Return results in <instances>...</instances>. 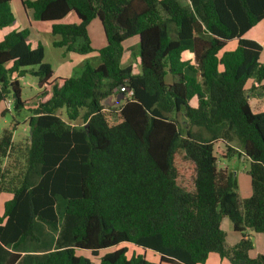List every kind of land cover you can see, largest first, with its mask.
<instances>
[{"label": "trees", "instance_id": "obj_1", "mask_svg": "<svg viewBox=\"0 0 264 264\" xmlns=\"http://www.w3.org/2000/svg\"><path fill=\"white\" fill-rule=\"evenodd\" d=\"M24 3L36 20L52 22L55 46L93 50L88 25L97 18L106 45L98 66L53 84L44 46L32 44L28 28L0 40V103L12 97L15 110L25 106L19 78L27 73L47 96L30 109L17 183L3 167L16 148L13 131L0 135V191L13 193L0 214V264H93L90 256L98 264H204L211 253L264 264L246 234H264V112L253 111L246 89L249 79H264L263 46L243 37L264 19V0ZM71 12L79 21L61 22ZM14 22L11 0H0V29ZM132 36H139L140 72L122 64ZM232 40L236 47L224 50ZM117 90L124 102L104 104ZM220 140H237L250 160L252 194L242 206L235 172L219 165ZM178 157L194 166V191L177 182ZM224 218L242 234L235 244L227 242ZM37 221L57 233L55 246L22 254L24 242L39 240Z\"/></svg>", "mask_w": 264, "mask_h": 264}, {"label": "crops", "instance_id": "obj_2", "mask_svg": "<svg viewBox=\"0 0 264 264\" xmlns=\"http://www.w3.org/2000/svg\"><path fill=\"white\" fill-rule=\"evenodd\" d=\"M24 1L26 0H11V7L15 15V22L12 25L4 29H0V40H2L4 35H6L8 32H11L13 30H20V29L28 28L29 33H30L29 34L30 40L32 44L36 46L38 43H42V40L46 37L43 34H48V32L51 31L52 22H43V21L36 20L34 18L33 10L29 8L28 6H26ZM180 1L183 3L189 2V0H180ZM70 15H72L77 22V19H78L77 15L74 13H70ZM72 16H70L69 18L72 19L73 18ZM173 34H174V30H173ZM243 37L247 39L255 40L261 43V45L263 46V50L260 54V62L264 64V19L259 21L252 28H250L243 35ZM129 39L131 41H134L136 40V37L129 38ZM105 40H106V36L102 42L104 46L106 45ZM236 45H237V41L232 40L225 46L224 50H233L236 47ZM65 52L63 53V55L70 56V61H68L67 63L63 65L62 67L63 72L59 76H57L56 78L52 77L51 83L53 84L54 82L61 84V82H58L59 79L70 77V74H66V73H70V69H71L70 63H75L76 61H79L81 58L85 56L83 54H79L73 51H68L66 53ZM126 52H127V48L123 55V60L125 56L127 55ZM128 56H130V53L128 54ZM123 60H122V64H124ZM133 66H134L135 72H140L139 66H137L136 64H133ZM246 89L249 93V101H250L253 111L264 112V79L261 82H257L252 78L249 79L246 83ZM47 90L51 91L49 86L47 87ZM123 102H124V98L122 99V97L121 98L118 97V94L115 96H110L105 100V103L108 106H116ZM7 104H8L7 101H3L2 106H0V120L3 117L4 121L6 122H7V119L5 118V111H3V109L7 107ZM29 116L27 117V120L25 121L26 126L23 128L26 133L23 134L20 138L16 139L15 134H16L17 126L13 128H5V129H10L11 131H13L12 139L16 147L15 150L12 151L7 156L3 164V167L6 171V175H7L9 182L14 181L17 183L18 179H20L23 176V174H21L22 169L24 167V161H25V155L23 151L25 148H27V145L30 142V127L28 124ZM220 141H225V140H220ZM226 143L230 144V142H226ZM241 158L245 159L244 156H241ZM220 166L229 168V166H226L225 163H223ZM12 197H13V193L10 192L9 190L5 189L3 191H0V214L4 212V206H5L6 201L10 200ZM222 227L224 229L226 228L229 229L228 230L229 232H226L227 242L229 244H235L242 238V234L238 231H235L233 228V224H230L226 218H224L223 220ZM36 231H37V236L39 237V240L35 242H29V241L24 242L23 248H21L22 254H25L26 252L41 253L42 250L50 246L51 247L55 246L57 233L53 231L49 226H47L45 223L41 221H37ZM246 234L250 236L254 241L255 248L252 251V255L256 256L258 253H264V234L256 233L250 229L246 231ZM79 252L82 253L83 251L80 250ZM84 254L89 255L88 252H84ZM146 255H147V251H146ZM169 264H173V263H169ZM204 264H232V263L227 258H222L217 253H211Z\"/></svg>", "mask_w": 264, "mask_h": 264}, {"label": "rangeland", "instance_id": "obj_3", "mask_svg": "<svg viewBox=\"0 0 264 264\" xmlns=\"http://www.w3.org/2000/svg\"><path fill=\"white\" fill-rule=\"evenodd\" d=\"M74 13L75 12H71ZM72 16L70 13L61 21L63 23H74L76 22L75 18L73 17L70 19L69 17ZM79 19H77V22ZM89 36L91 39V46L93 50L87 52V53H79L85 55L83 58H81L79 61H76L75 63H70V76L79 74L83 68L87 64L92 66H98L101 62L100 58V49L104 47L103 45V39L105 38L103 27L101 24V21L97 19H93L89 25ZM46 36L42 40V45L45 49V57L44 61L51 64L53 68V78H56L63 72V65L70 61V56H64L63 53L66 51L63 47H57L54 45V38L55 36L52 35L51 31L48 32V34H43ZM136 37V40L131 41L129 38L124 42V46L127 48V55L125 56L123 60V65L126 64H136L139 66V37L132 36L130 38ZM106 42V40H105ZM68 52V51H66ZM65 52V53H66ZM130 53V56L128 54ZM131 61H130V60ZM35 66L34 68H36ZM20 84H21V99L25 102V106L21 107L19 110H15L13 98L9 97L6 101L10 103V107H6L3 109L5 111V118L7 119V122L4 121V118L2 117L0 120V135L5 130V128H13L17 126L16 128V139L20 138L23 134L26 132L24 131L25 121L27 120V117L32 114L31 108L35 107L40 100H45L47 97L42 96L41 94L44 91V87H40L38 85V78L31 74L27 73L25 76H22L19 78ZM106 100V99H105ZM104 100V104L105 103ZM0 106H2V102L0 103ZM117 106V105H116ZM113 106V107H116ZM61 116L68 120V118L65 115V109L63 111H59ZM182 120V124L184 125V119ZM17 121V122H16ZM82 120L78 119L77 121H74L73 124H81ZM15 130V129H14ZM183 133H185V130L183 128ZM227 142V141H226ZM225 141H219L215 145V153L218 157L219 165H222L223 163L226 164V166H229L231 168L238 180V196L241 203V206L243 204V200L247 197H249L252 194V186H251V179L248 174L249 167H250V160L249 159H243L240 156V144L237 140H233L230 142V144L226 143ZM228 145H231V147L235 150L231 152V155H229ZM178 178L177 182L180 186L183 188L194 191L195 185V170L194 166L190 162H182L180 158L178 157ZM230 224H232L231 220L226 218ZM233 229V228H232ZM226 232H229V229H224ZM129 246V255H131V252L135 249L134 245L130 244ZM105 253V251H102L101 254ZM147 258L148 260L159 262L160 256L152 251L147 250ZM93 260V264H98V260L90 256ZM169 264V263H165Z\"/></svg>", "mask_w": 264, "mask_h": 264}, {"label": "built area", "instance_id": "obj_4", "mask_svg": "<svg viewBox=\"0 0 264 264\" xmlns=\"http://www.w3.org/2000/svg\"><path fill=\"white\" fill-rule=\"evenodd\" d=\"M121 90H122V91L126 90V87H125V86H122V87H121ZM131 93H132V90L129 91V95H130ZM7 107H10V103H9V102H8V104H7Z\"/></svg>", "mask_w": 264, "mask_h": 264}, {"label": "water", "instance_id": "obj_5", "mask_svg": "<svg viewBox=\"0 0 264 264\" xmlns=\"http://www.w3.org/2000/svg\"><path fill=\"white\" fill-rule=\"evenodd\" d=\"M117 94H118V97H120V98L123 96V94L120 93L119 90H117Z\"/></svg>", "mask_w": 264, "mask_h": 264}]
</instances>
